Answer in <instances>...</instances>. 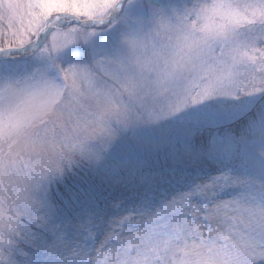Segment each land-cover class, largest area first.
Masks as SVG:
<instances>
[{
    "label": "snow or ice",
    "instance_id": "obj_1",
    "mask_svg": "<svg viewBox=\"0 0 264 264\" xmlns=\"http://www.w3.org/2000/svg\"><path fill=\"white\" fill-rule=\"evenodd\" d=\"M0 264H264V0H0Z\"/></svg>",
    "mask_w": 264,
    "mask_h": 264
}]
</instances>
